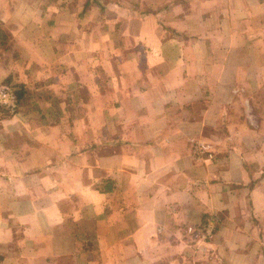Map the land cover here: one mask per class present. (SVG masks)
<instances>
[{"label":"crops","instance_id":"crops-1","mask_svg":"<svg viewBox=\"0 0 264 264\" xmlns=\"http://www.w3.org/2000/svg\"><path fill=\"white\" fill-rule=\"evenodd\" d=\"M9 80L0 264H264V0H0Z\"/></svg>","mask_w":264,"mask_h":264},{"label":"built area","instance_id":"built-area-1","mask_svg":"<svg viewBox=\"0 0 264 264\" xmlns=\"http://www.w3.org/2000/svg\"><path fill=\"white\" fill-rule=\"evenodd\" d=\"M0 108L4 109L8 114H14L18 108V100L15 92L10 86L0 85ZM193 155L196 157L205 156L208 159L213 158V151L210 145L201 142H195L193 145ZM215 217L212 216L202 225L198 231L188 228L187 232L191 235L196 234L201 241H207L213 234Z\"/></svg>","mask_w":264,"mask_h":264},{"label":"rangeland","instance_id":"rangeland-1","mask_svg":"<svg viewBox=\"0 0 264 264\" xmlns=\"http://www.w3.org/2000/svg\"><path fill=\"white\" fill-rule=\"evenodd\" d=\"M0 85H7V86H10V87L13 89L14 92H16L18 89H21L20 86H18V89H17L16 84L13 83L12 80H9V81H3L2 83H0ZM22 90H23V88H22ZM25 99H26V97H25ZM25 99L23 100V104L25 103V102H24ZM233 115H236L237 117L240 116L242 119L244 118V117H243V114H240V113H238V112H237L236 114H233ZM211 150L213 151V156H214V150H213L212 148H211Z\"/></svg>","mask_w":264,"mask_h":264},{"label":"trees","instance_id":"trees-1","mask_svg":"<svg viewBox=\"0 0 264 264\" xmlns=\"http://www.w3.org/2000/svg\"><path fill=\"white\" fill-rule=\"evenodd\" d=\"M15 94H16V96H17V100H19V99L21 98V94H22V92H20V91L17 92V91H16Z\"/></svg>","mask_w":264,"mask_h":264}]
</instances>
